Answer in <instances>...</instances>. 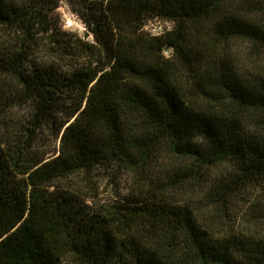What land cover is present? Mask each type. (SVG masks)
<instances>
[{"label": "trees", "instance_id": "trees-1", "mask_svg": "<svg viewBox=\"0 0 264 264\" xmlns=\"http://www.w3.org/2000/svg\"><path fill=\"white\" fill-rule=\"evenodd\" d=\"M57 8L0 0L4 113L31 103L34 133L74 98L56 157L0 144V264H264V0L89 2L93 42ZM39 34L72 71L36 57ZM100 168L130 177L104 211L44 188Z\"/></svg>", "mask_w": 264, "mask_h": 264}, {"label": "rangeland", "instance_id": "rangeland-1", "mask_svg": "<svg viewBox=\"0 0 264 264\" xmlns=\"http://www.w3.org/2000/svg\"><path fill=\"white\" fill-rule=\"evenodd\" d=\"M101 0H53V5L58 3V8L52 13V18L59 22L62 31L73 35V38L93 42L94 38L90 28L86 25L81 14L89 2L98 3ZM52 5V4H51ZM174 23L171 21H158L150 19L146 29L154 35H161L171 30ZM86 33L89 37L86 38ZM39 45L36 57L55 62L63 71L70 72L76 66V60L60 54L58 45L49 36L39 34ZM171 50L165 51L167 56ZM83 63L84 61H81ZM74 98L62 95L55 113V123L52 121L37 127L34 133L27 129L32 126V104H14L6 107L4 113V102L0 100V144L9 153L16 149L17 145L23 146L27 142L31 155L43 158L46 161L56 157L60 146L59 132L61 121L67 116L73 107ZM60 133V135H59ZM130 177L127 174H119L115 170L97 169L92 174L78 173L65 179H57L45 186L52 193L59 189L67 195L78 200L80 207L87 212L104 211L110 208L116 201H120L129 192ZM78 207V205H77ZM60 264H79L74 258L67 257Z\"/></svg>", "mask_w": 264, "mask_h": 264}, {"label": "water", "instance_id": "water-1", "mask_svg": "<svg viewBox=\"0 0 264 264\" xmlns=\"http://www.w3.org/2000/svg\"><path fill=\"white\" fill-rule=\"evenodd\" d=\"M89 36H90L89 33H86V36L85 37L88 38Z\"/></svg>", "mask_w": 264, "mask_h": 264}, {"label": "built area", "instance_id": "built-area-1", "mask_svg": "<svg viewBox=\"0 0 264 264\" xmlns=\"http://www.w3.org/2000/svg\"><path fill=\"white\" fill-rule=\"evenodd\" d=\"M158 21H163V20H158ZM147 30V29H146ZM154 35V34H153Z\"/></svg>", "mask_w": 264, "mask_h": 264}]
</instances>
